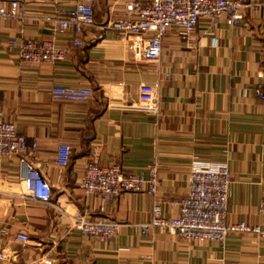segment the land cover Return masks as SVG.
<instances>
[{
    "label": "crops",
    "instance_id": "obj_1",
    "mask_svg": "<svg viewBox=\"0 0 264 264\" xmlns=\"http://www.w3.org/2000/svg\"><path fill=\"white\" fill-rule=\"evenodd\" d=\"M24 1L23 20L7 19L0 31V121L15 122L28 143L26 154L0 158V251L7 254L0 264H264V240L254 235L230 233L223 246L187 243L159 227L144 233L154 205L148 191L122 192L101 208L103 200L82 187L92 161L146 176L156 165L158 198L174 215L195 158L225 162L233 177L228 221L264 225V100L255 93L264 81V0H243L250 5L240 25L204 18L189 39L169 31L156 60L135 58L123 35L105 28L127 0H96V24L84 31L83 46L73 45L71 31H54L76 0ZM20 27L24 38L66 46V58L22 59L19 47L9 45ZM143 83L157 88V112L140 108ZM55 85L91 87L94 95L55 100ZM62 142L72 146L65 166L57 162ZM21 157L51 186L50 202L27 190ZM77 213L120 227L111 239L84 236L73 226Z\"/></svg>",
    "mask_w": 264,
    "mask_h": 264
},
{
    "label": "built area",
    "instance_id": "obj_2",
    "mask_svg": "<svg viewBox=\"0 0 264 264\" xmlns=\"http://www.w3.org/2000/svg\"><path fill=\"white\" fill-rule=\"evenodd\" d=\"M54 1V0H51ZM96 0H76L75 6L62 18L55 20V33L71 31L74 34L73 45L83 46L84 31L96 24ZM250 4L243 0H151L144 4L137 0H127L122 14L105 24L127 40L128 49L135 58L156 60L162 52L163 40L169 31L178 29L183 39H189L196 31L199 21L207 18L214 22L225 21L231 26L245 22L246 8ZM257 8V5L254 6ZM27 12L24 0H9L0 4V31L5 20L16 18L23 20ZM24 28L20 27L18 37L9 40L10 46H18L20 56L31 63H55L64 60L68 53L66 46L58 45L54 40H30L23 37ZM55 100L83 102L94 95L91 87H66L55 85L51 89ZM257 97L264 100V81L255 87ZM141 107L157 112L158 92L155 85L143 83L139 86ZM37 142L33 143V147ZM28 151L27 138L13 121H0V158L23 155ZM71 144L62 142L58 146L57 162L69 163ZM21 179L25 182L31 196L43 202H50L52 189L41 172L31 160L21 157ZM149 175L126 171L120 164L104 165L97 161L87 164L83 175L82 187L86 194H95L104 205L119 197L122 192L146 190L154 198L150 218L141 224L144 233L149 228L159 227L175 234L181 241L205 242L217 241L223 246L230 233L244 232L264 240V225L250 224L241 220L228 221V204L232 185V172L225 162H207L194 160L190 172L188 193L173 202L178 213L167 215L158 198V167H149ZM73 226L84 236L111 239L120 227L115 221L103 218H91L86 214L71 215ZM17 239L22 243L29 236L20 233ZM7 258L4 250L0 259ZM51 260L47 264H51Z\"/></svg>",
    "mask_w": 264,
    "mask_h": 264
}]
</instances>
